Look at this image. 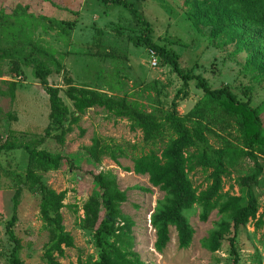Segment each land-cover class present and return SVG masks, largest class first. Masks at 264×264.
<instances>
[{"label": "trees", "instance_id": "1", "mask_svg": "<svg viewBox=\"0 0 264 264\" xmlns=\"http://www.w3.org/2000/svg\"><path fill=\"white\" fill-rule=\"evenodd\" d=\"M46 1L54 8L79 15L74 4L65 6L53 0ZM100 1L106 7L115 6L128 12L134 22V28L129 31L132 34L128 36L129 41L136 47L145 48L148 53L153 51L157 63L168 66L181 81V87L169 109L147 112L134 99L110 96L87 85H75L64 67L66 53L41 44L31 36L38 26H42V29L54 30L60 38H64L66 29L71 30L75 21L27 14L25 10L28 7L24 11L14 8L10 13L4 6L0 7V45L2 40L9 41L7 47L0 46V60H10L14 78L19 77L21 66L30 68L49 105L48 124L41 137L22 143L18 140L19 133L12 129L4 138L0 136V155L16 150L26 154L25 172L14 174L16 187L11 198V215L5 223V233L12 248L4 264H24L18 256L20 241L14 234L24 188H34L40 194L41 228L47 232L44 263L62 264L60 259L65 256V249L73 248V237L65 231L61 213L66 206V192H56L42 181L43 174L58 170L63 161L69 160L64 157L62 149L51 152L40 146L46 139L52 138L57 147L63 148L73 126H77L81 116L92 108H100L115 119H126L130 131L141 133L140 146H122L94 135L84 151L97 165L107 158L119 167V160L127 158L130 150L132 167L123 168L124 171L147 176L149 185L163 193L150 214V225L155 233L154 250L161 253L166 248L170 227L176 232L178 248H189L194 230L184 212L197 206L201 222H205L213 211L219 215L214 228L201 240L202 248L216 253L227 246L232 264H239L235 244L238 231L250 223L254 230L264 224V208L252 192L253 186L264 191V99L253 106L251 87H242L240 94L234 93L226 84L212 88L204 77L195 73V65L182 68L179 54L171 46L154 41L152 25L139 13L136 5L141 0ZM185 4V16L192 28L197 31L207 29L208 40L218 41L217 46L232 44L235 53H246L241 71L249 76L251 82L264 84V0H185ZM9 17L14 19L12 23L8 22ZM43 20L47 26L42 23ZM12 26L13 30L9 28ZM114 30L118 32L116 28ZM98 34H101L100 31ZM95 40V46H99L100 37ZM104 55L114 62L118 58L114 54ZM53 73L63 75V93L72 109L61 98V89L49 84L48 78ZM5 82L7 90L0 91V94L13 102L17 84L15 81ZM191 82L202 95L190 110L180 115L177 100L188 97ZM148 87L156 90L153 85ZM6 118L15 120V116L9 113ZM210 138L217 142L216 146L209 143ZM246 159L253 162V167L244 171L241 164ZM197 171L204 173L207 181L206 187L200 191L190 178ZM234 172L238 173L234 181L238 195L231 192L233 185L224 191L223 179ZM92 178L97 193L90 198L93 213L88 220V229L93 232L98 260L85 263L144 264L133 250L134 222L120 210L126 195L118 188L115 175L110 171H100ZM84 208L88 216L87 206ZM77 262L82 264L81 260ZM255 264L262 262L258 258Z\"/></svg>", "mask_w": 264, "mask_h": 264}, {"label": "rangeland", "instance_id": "2", "mask_svg": "<svg viewBox=\"0 0 264 264\" xmlns=\"http://www.w3.org/2000/svg\"><path fill=\"white\" fill-rule=\"evenodd\" d=\"M53 1L65 6L74 4L79 15L74 16L54 8L46 0H0V7L4 6L7 13L14 8L24 11L25 7H28L29 9L25 10L27 14L75 21L71 30L66 29L64 38H60L54 30L42 29V26H38L31 35L35 41L66 53L64 67L75 85H87L110 96L134 99L147 112L153 109H169L174 95L181 87V81L168 66L158 63L152 66L148 51L129 41L128 36L132 35L129 31L134 28V22L128 12L115 6L106 7L100 0ZM136 5L139 13L151 23L154 41L160 45L171 46L174 52L179 54V64L182 68L195 65V73L204 77L212 88L226 84L234 93L240 94L242 87H251L253 106H257L264 99V84L251 82L249 76L241 71L246 53H235L232 44L217 46L218 41L208 40L207 29L201 28L197 31L192 28L185 16V0H141L136 2ZM13 21L12 17L8 18L9 23ZM42 23L47 26L45 20ZM9 28L13 30V26ZM25 31L29 32L27 29ZM97 37H100L99 46H95ZM7 41L2 40L0 46L7 47ZM105 53L118 57L116 62L105 56ZM12 68L9 59L0 60V91L7 90L5 81H15L17 84L13 102L0 94V136L4 138L8 130L12 129L19 133L18 140L25 143L43 135V130L48 124L49 105L47 96L32 76L31 69L21 66L19 77L14 78L11 75ZM48 81L51 86L61 89V98L72 109L71 103L63 93V75L53 73ZM152 85L156 90L148 87ZM188 93L187 98L177 100V111L180 115L190 110L202 95L193 82ZM7 113L15 116V120H8ZM94 135L122 146L141 145V133L130 131L126 119H115L100 108H92L81 116L77 126H73L72 132L65 138L63 148L57 147L52 138L46 139L40 146L51 152L62 149L64 157L69 160L63 161L58 170L42 175V181L48 188L56 192H66V206L61 213L65 231L73 237L74 246L65 249V256L60 259L62 264H78L77 260L86 264L88 260H98V250L94 244L93 232L88 229V220L93 213L90 198L97 193L92 176L100 171L112 172L118 188L125 192L126 201L120 210L134 222L133 250L144 264H232V256L229 255L227 246L216 253L202 248L201 240L214 228L219 215L213 211L205 222H201L197 206L184 212L194 230L189 248H178L176 232L170 227L166 248L161 253L156 252L153 248L155 233L150 225V214L156 201L163 197V193L149 185L147 176L124 171L123 168L132 167L130 150L127 158L119 160V167L107 158H103L99 165L93 163L84 147L91 144ZM209 143L213 146L217 144L212 138ZM250 167H253V162L249 159L241 164L244 171ZM25 170L26 154L22 150L0 155V264L5 263L12 248V243L5 233V223L11 215V198L16 187L14 174H23ZM237 177L238 173L234 172L223 179L224 191L233 185L231 192L239 194L234 182ZM190 178L199 191L207 185L206 175L200 171L191 174ZM252 192L263 209L264 191L253 186ZM39 202L40 194L36 189H23L14 234L20 241L18 256L24 264H45L43 251L47 232L41 228ZM85 206L90 213L88 216ZM235 244L239 264H255L258 258L264 264V224L258 230L253 229L252 223L241 228Z\"/></svg>", "mask_w": 264, "mask_h": 264}, {"label": "built area", "instance_id": "3", "mask_svg": "<svg viewBox=\"0 0 264 264\" xmlns=\"http://www.w3.org/2000/svg\"><path fill=\"white\" fill-rule=\"evenodd\" d=\"M149 56L151 57V64H152V66H156V64H157V58H156L154 52L153 51H150L149 52Z\"/></svg>", "mask_w": 264, "mask_h": 264}]
</instances>
